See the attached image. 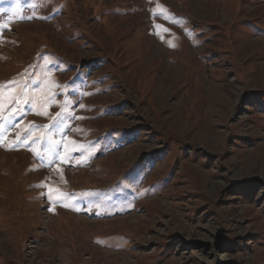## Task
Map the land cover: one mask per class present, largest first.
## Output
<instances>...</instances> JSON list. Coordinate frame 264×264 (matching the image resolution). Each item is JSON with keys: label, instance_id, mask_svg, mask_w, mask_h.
Returning <instances> with one entry per match:
<instances>
[{"label": "rangeland", "instance_id": "374dc122", "mask_svg": "<svg viewBox=\"0 0 264 264\" xmlns=\"http://www.w3.org/2000/svg\"><path fill=\"white\" fill-rule=\"evenodd\" d=\"M0 264H264V0H0Z\"/></svg>", "mask_w": 264, "mask_h": 264}, {"label": "snow or ice", "instance_id": "6c2138e0", "mask_svg": "<svg viewBox=\"0 0 264 264\" xmlns=\"http://www.w3.org/2000/svg\"><path fill=\"white\" fill-rule=\"evenodd\" d=\"M159 14L163 15L164 13L161 12V13H159ZM157 27H158V28H163V30H164L165 32L168 31V29H167V28H164L162 25H157Z\"/></svg>", "mask_w": 264, "mask_h": 264}, {"label": "bare ground", "instance_id": "6f19581e", "mask_svg": "<svg viewBox=\"0 0 264 264\" xmlns=\"http://www.w3.org/2000/svg\"><path fill=\"white\" fill-rule=\"evenodd\" d=\"M72 251V250H71ZM67 263V262H66Z\"/></svg>", "mask_w": 264, "mask_h": 264}]
</instances>
